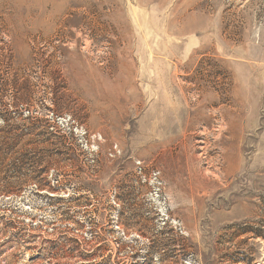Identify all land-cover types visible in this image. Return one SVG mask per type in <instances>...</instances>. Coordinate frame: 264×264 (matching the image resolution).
Listing matches in <instances>:
<instances>
[{
  "label": "rangeland",
  "instance_id": "obj_1",
  "mask_svg": "<svg viewBox=\"0 0 264 264\" xmlns=\"http://www.w3.org/2000/svg\"><path fill=\"white\" fill-rule=\"evenodd\" d=\"M0 264H264V0H0Z\"/></svg>",
  "mask_w": 264,
  "mask_h": 264
}]
</instances>
